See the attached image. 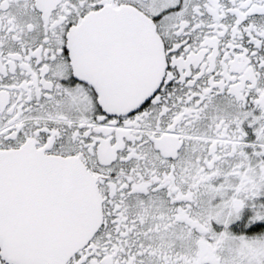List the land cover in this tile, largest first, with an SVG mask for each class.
I'll return each mask as SVG.
<instances>
[{
  "label": "snow or ice",
  "instance_id": "snow-or-ice-1",
  "mask_svg": "<svg viewBox=\"0 0 264 264\" xmlns=\"http://www.w3.org/2000/svg\"><path fill=\"white\" fill-rule=\"evenodd\" d=\"M0 264H264V0H0Z\"/></svg>",
  "mask_w": 264,
  "mask_h": 264
}]
</instances>
